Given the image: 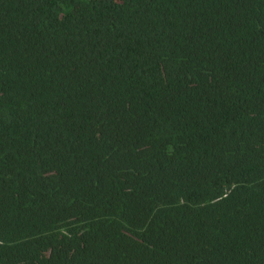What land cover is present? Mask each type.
Returning a JSON list of instances; mask_svg holds the SVG:
<instances>
[{
    "label": "trees",
    "instance_id": "obj_1",
    "mask_svg": "<svg viewBox=\"0 0 264 264\" xmlns=\"http://www.w3.org/2000/svg\"><path fill=\"white\" fill-rule=\"evenodd\" d=\"M0 264H264V0H0Z\"/></svg>",
    "mask_w": 264,
    "mask_h": 264
}]
</instances>
